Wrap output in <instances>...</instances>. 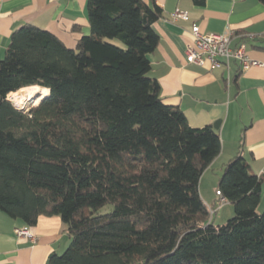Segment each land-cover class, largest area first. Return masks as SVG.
Returning <instances> with one entry per match:
<instances>
[{
	"label": "trees",
	"instance_id": "trees-1",
	"mask_svg": "<svg viewBox=\"0 0 264 264\" xmlns=\"http://www.w3.org/2000/svg\"><path fill=\"white\" fill-rule=\"evenodd\" d=\"M86 9L90 33L74 48L32 24L11 32L0 59V210L25 226L60 216L70 242L48 264H264L262 177L240 154L228 159L217 190L233 215L214 224L199 180L219 132L190 126L148 75L161 8ZM34 86L48 95L16 107L11 95Z\"/></svg>",
	"mask_w": 264,
	"mask_h": 264
},
{
	"label": "crops",
	"instance_id": "crops-1",
	"mask_svg": "<svg viewBox=\"0 0 264 264\" xmlns=\"http://www.w3.org/2000/svg\"><path fill=\"white\" fill-rule=\"evenodd\" d=\"M143 1L154 2L162 11L153 23L159 41L149 54L148 72L159 82L162 101L179 107L192 127L220 121V152L201 174L199 192L213 208L212 222L221 224L233 215V206L227 200L219 203L218 179L225 162L236 154L262 177L260 202L264 199V65L243 69L233 59L227 65H197L185 60V49L193 24L201 32L231 29V45L242 43L250 57L264 62V4L260 0ZM86 2L0 0V59L11 32L27 23L49 30L74 48L82 35L90 33ZM176 9L186 11L189 18L173 19ZM38 88L42 97L48 95L47 89ZM15 228H28L35 242L17 237ZM69 242L58 215H40L34 225L25 226L0 210V264H46L52 253L60 254Z\"/></svg>",
	"mask_w": 264,
	"mask_h": 264
},
{
	"label": "built area",
	"instance_id": "built-area-1",
	"mask_svg": "<svg viewBox=\"0 0 264 264\" xmlns=\"http://www.w3.org/2000/svg\"><path fill=\"white\" fill-rule=\"evenodd\" d=\"M173 19L187 20L189 18L186 11L176 9L172 14ZM234 33L231 29L224 32H201L198 25L191 26V41L186 45L185 60L188 63L204 65L209 63L211 66L227 65L233 59L237 61L241 68L245 69L250 66H262L264 62L250 57L246 47L240 43L231 45ZM219 196V203H223L225 198ZM213 208L211 209V213ZM17 237H26L35 242V235L28 228H15Z\"/></svg>",
	"mask_w": 264,
	"mask_h": 264
},
{
	"label": "bare ground",
	"instance_id": "bare-ground-1",
	"mask_svg": "<svg viewBox=\"0 0 264 264\" xmlns=\"http://www.w3.org/2000/svg\"><path fill=\"white\" fill-rule=\"evenodd\" d=\"M39 93L38 86L25 88L11 95L12 102L17 106H22L27 100L34 98Z\"/></svg>",
	"mask_w": 264,
	"mask_h": 264
},
{
	"label": "rangeland",
	"instance_id": "rangeland-1",
	"mask_svg": "<svg viewBox=\"0 0 264 264\" xmlns=\"http://www.w3.org/2000/svg\"><path fill=\"white\" fill-rule=\"evenodd\" d=\"M41 94H37L34 98L30 99V100H27L22 106L23 108H27L28 106H31V105H35L37 104L38 100L41 98ZM218 206V204L216 205ZM111 205H106L104 206L101 211L102 212H106V211H109L111 209ZM264 211V199L262 201V203L260 202V204L258 205V208H257V212L258 213H261ZM213 213V212H212ZM212 213H211V218H212ZM227 220V219H226ZM226 220L224 222H226ZM223 222V223H224ZM215 224V223H214ZM222 224V223H221Z\"/></svg>",
	"mask_w": 264,
	"mask_h": 264
},
{
	"label": "water",
	"instance_id": "water-1",
	"mask_svg": "<svg viewBox=\"0 0 264 264\" xmlns=\"http://www.w3.org/2000/svg\"><path fill=\"white\" fill-rule=\"evenodd\" d=\"M44 97H42L38 102H37V104L43 99ZM14 104V103H13ZM15 105V104H14ZM16 107H19V108H23V106H17V105H15ZM219 122L220 121H216V122H214L213 123V127L215 128V129H218V127H219ZM46 264H48V261H47V263Z\"/></svg>",
	"mask_w": 264,
	"mask_h": 264
}]
</instances>
